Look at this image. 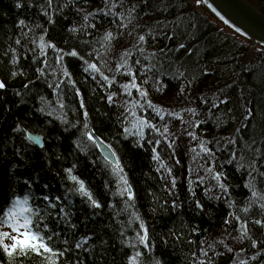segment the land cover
<instances>
[{
    "label": "trees",
    "instance_id": "trees-1",
    "mask_svg": "<svg viewBox=\"0 0 264 264\" xmlns=\"http://www.w3.org/2000/svg\"><path fill=\"white\" fill-rule=\"evenodd\" d=\"M57 67L78 75L53 91ZM0 82V215L28 195L57 264H264L263 49L191 0H0Z\"/></svg>",
    "mask_w": 264,
    "mask_h": 264
},
{
    "label": "snow or ice",
    "instance_id": "snow-or-ice-1",
    "mask_svg": "<svg viewBox=\"0 0 264 264\" xmlns=\"http://www.w3.org/2000/svg\"><path fill=\"white\" fill-rule=\"evenodd\" d=\"M204 0H197V3H203ZM23 23V22H21ZM112 36L111 33H108L106 36V39H110ZM141 41L144 40V37H139ZM183 47V45H181ZM71 55H77L76 52L70 53ZM130 53L125 52L124 55L127 56ZM124 64H127V60H124ZM123 64L121 65V67ZM89 68L94 69L95 71H99V69L96 67L95 64H90ZM67 75V73H65ZM105 80H108L107 77H104ZM109 84L112 83V81H108ZM5 87V84L3 82H0V89H3ZM126 91L129 92L132 88H138V86L135 83V78L133 77V81L130 84L123 86ZM141 95L146 97V92L141 91ZM112 97L109 96V100H111ZM138 103V102H137ZM149 107L156 108L157 113H160L162 110L157 108L155 105H152L151 102H148ZM81 107H83V103H81ZM143 107V105H141ZM87 113L85 112V116ZM135 115V113H133ZM178 115V114H177ZM249 115H251V112H249ZM163 119V116H161ZM147 127H154L153 125L148 124L145 120L139 119L135 122L134 127L138 128L139 134L143 136V128ZM87 128V125H85ZM165 131L167 129L165 128ZM34 141L39 142L38 137L32 138ZM87 139L91 141L93 144H95L97 147L100 146L99 138L95 137L92 131L87 132ZM158 143V142H157ZM109 152L111 157H115V153L111 152L110 146H108ZM204 151H208L207 148L203 149ZM155 151V150H154ZM108 159V157H105ZM154 159H159L158 156H154ZM114 163L116 164L115 171H120L119 168V162L118 160H115ZM68 172L71 173V169H68ZM219 173L216 175V179H220ZM73 181H77L79 184L78 191L82 196H86L89 200L92 201L93 205L99 207V204L92 198V194L86 189L85 184L83 181L79 180L76 176L70 177ZM121 180L124 181V184L127 185V181L124 180V177H120ZM175 181H173V184ZM221 187H224L221 185ZM125 191L128 193L129 198H131L132 194L129 188H125ZM255 195V193H254ZM45 200L48 199V197H44ZM55 205H53L54 207ZM39 209H34L29 206V196L25 195L22 199L17 198L15 199L11 206L7 209L6 212H3L2 215H0V249H2L3 253L8 257L9 262H13L14 264V258L16 256H28L29 254H34L37 257L42 258L43 264H57L58 259L64 255L63 251H59L55 248L53 243V236L56 235V233L53 234H46L45 229L47 228V225H44V227H41V220H43V217L38 216ZM256 223H261V221H256ZM4 227H7L10 229V231H4ZM245 234H246V227H245ZM147 239V232L145 230V233L143 236H140V241L145 242ZM11 241V243H6L5 241ZM82 245L81 243H77L76 247L80 248ZM206 254V253H205ZM135 259V258H134ZM0 264H3L2 261H0Z\"/></svg>",
    "mask_w": 264,
    "mask_h": 264
},
{
    "label": "water",
    "instance_id": "water-1",
    "mask_svg": "<svg viewBox=\"0 0 264 264\" xmlns=\"http://www.w3.org/2000/svg\"><path fill=\"white\" fill-rule=\"evenodd\" d=\"M191 2L219 24L220 28L242 38L251 48L258 47L264 50V12L257 4L250 0H204L203 3L191 0ZM90 131L99 138V149L103 156H107L108 160L115 164L114 161L117 159L116 156L111 157L109 145L92 128ZM110 150L113 152L111 147Z\"/></svg>",
    "mask_w": 264,
    "mask_h": 264
},
{
    "label": "bare ground",
    "instance_id": "bare-ground-1",
    "mask_svg": "<svg viewBox=\"0 0 264 264\" xmlns=\"http://www.w3.org/2000/svg\"><path fill=\"white\" fill-rule=\"evenodd\" d=\"M45 62L47 63V60L45 59ZM77 71H80L77 70ZM52 74L50 76V78H48L49 82H52V86H51V89L53 91L56 90L57 86L59 83H67V84H73L74 83V79L77 77L78 73L77 72H67V75L65 74L64 71H60V69L57 67L56 69H54V72L51 71ZM83 72V70H82ZM92 77V76H91ZM93 78V77H92ZM81 103H83V100H80ZM84 108L86 109V107L84 106ZM33 137H38L39 138V142H36L34 141L32 138ZM22 142H23V146L29 150V148L32 146V144H37V143H42V145H38V146H43L44 144V134L41 130H36V131H27L25 133V135H23V138L21 139ZM114 152V151H113ZM116 156V154H115ZM117 159V157H116ZM118 160V159H117ZM123 177H124V180H126V175L123 174ZM127 181V180H126ZM23 183H25V181H23ZM130 186L128 185V188ZM131 189V187H130ZM131 194H132V190H131ZM238 257H243L247 260H250V259H254L255 257H257V252L253 249L251 250H247L246 253H239L238 254ZM136 261V259L134 260Z\"/></svg>",
    "mask_w": 264,
    "mask_h": 264
},
{
    "label": "rangeland",
    "instance_id": "rangeland-1",
    "mask_svg": "<svg viewBox=\"0 0 264 264\" xmlns=\"http://www.w3.org/2000/svg\"><path fill=\"white\" fill-rule=\"evenodd\" d=\"M250 1H252L253 3H255V4H259V2H258V0H250ZM4 231H10V229L9 228H7V227H4V229H3ZM6 243H11V241H5Z\"/></svg>",
    "mask_w": 264,
    "mask_h": 264
}]
</instances>
